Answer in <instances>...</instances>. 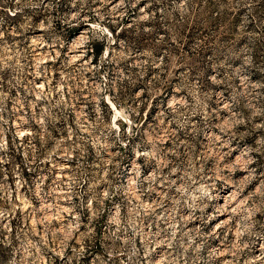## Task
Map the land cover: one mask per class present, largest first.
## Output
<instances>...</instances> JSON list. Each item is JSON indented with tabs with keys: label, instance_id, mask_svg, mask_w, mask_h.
Returning a JSON list of instances; mask_svg holds the SVG:
<instances>
[{
	"label": "rangeland",
	"instance_id": "obj_1",
	"mask_svg": "<svg viewBox=\"0 0 264 264\" xmlns=\"http://www.w3.org/2000/svg\"><path fill=\"white\" fill-rule=\"evenodd\" d=\"M0 264H264V0H0Z\"/></svg>",
	"mask_w": 264,
	"mask_h": 264
},
{
	"label": "bare ground",
	"instance_id": "obj_2",
	"mask_svg": "<svg viewBox=\"0 0 264 264\" xmlns=\"http://www.w3.org/2000/svg\"><path fill=\"white\" fill-rule=\"evenodd\" d=\"M215 195V194H214ZM215 197V196H214ZM216 201H215V214H211L212 222H213V228L211 231L212 236H216L220 233V231L225 228L227 225H229V222L231 221V215L234 213V211L242 204L241 197L236 195V193L232 190L228 193H226L224 196H218L216 195ZM215 250H213L214 252ZM225 249L224 246H221V244L217 247V252L220 257L225 256ZM258 250V252H260ZM217 254V253H216ZM254 259H258L254 257ZM257 260H255L256 262ZM224 263V262H223Z\"/></svg>",
	"mask_w": 264,
	"mask_h": 264
}]
</instances>
